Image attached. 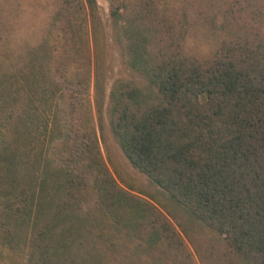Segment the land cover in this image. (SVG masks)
Returning <instances> with one entry per match:
<instances>
[{"label":"trees","instance_id":"1","mask_svg":"<svg viewBox=\"0 0 264 264\" xmlns=\"http://www.w3.org/2000/svg\"><path fill=\"white\" fill-rule=\"evenodd\" d=\"M32 6L0 0V264H264V0H110L143 85L115 80L105 110L142 196L93 126L96 0Z\"/></svg>","mask_w":264,"mask_h":264},{"label":"rangeland","instance_id":"2","mask_svg":"<svg viewBox=\"0 0 264 264\" xmlns=\"http://www.w3.org/2000/svg\"><path fill=\"white\" fill-rule=\"evenodd\" d=\"M33 3L34 0H21L22 8L19 13L22 18L21 20L30 22L34 20L36 9L31 11L33 8ZM96 3L98 6V15L102 26L99 39H101V45L103 44L102 52L99 56V68L104 77V106L102 109L103 114L100 126L99 123L96 122L97 114L91 97L90 109L92 121L94 124L96 123V127L94 124L93 126L96 132L99 151L107 169L123 190H127L139 196H142L143 194H157L158 192L156 191V187L151 184L142 173L130 165L119 145L115 141L109 127V117L108 112L105 110V104L108 91L111 88L113 82L117 79H124L131 80L137 85L141 86L143 85V78L129 68L126 55H123L121 46L114 40L113 28L109 18L110 0H96ZM246 5L248 6V3ZM37 13L40 15L39 11L36 12V15ZM41 17H43V13H41ZM23 32H25V29H23ZM88 33H90V30H88ZM121 39L123 45L126 46L127 41L125 37L121 35ZM187 39L190 44L193 38L188 37ZM202 44L203 50L206 52H209L213 45L211 41L207 42L205 40L202 42ZM186 245L193 253L190 245L188 243Z\"/></svg>","mask_w":264,"mask_h":264}]
</instances>
